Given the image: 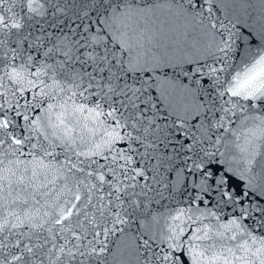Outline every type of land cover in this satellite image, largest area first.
Here are the masks:
<instances>
[{
	"label": "snow or ice",
	"instance_id": "obj_1",
	"mask_svg": "<svg viewBox=\"0 0 264 264\" xmlns=\"http://www.w3.org/2000/svg\"><path fill=\"white\" fill-rule=\"evenodd\" d=\"M0 264H264V0H0Z\"/></svg>",
	"mask_w": 264,
	"mask_h": 264
}]
</instances>
